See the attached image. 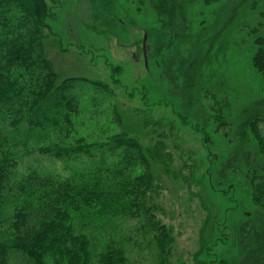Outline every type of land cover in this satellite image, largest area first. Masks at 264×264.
<instances>
[{
    "label": "rangeland",
    "instance_id": "rangeland-1",
    "mask_svg": "<svg viewBox=\"0 0 264 264\" xmlns=\"http://www.w3.org/2000/svg\"><path fill=\"white\" fill-rule=\"evenodd\" d=\"M95 1L48 0L54 17L45 48L63 78L101 82L112 92L111 97L100 93L94 107V91L83 88L84 111L74 136L106 142L125 132L153 153L157 216L174 242L162 256L155 233L145 236L135 221L120 222L121 236L131 237L132 260L264 264V209L248 198L240 159L248 143L243 119H264V84L252 64L255 39L264 37V2L223 0L208 6L201 0H127L112 7V0ZM227 89L233 92L225 102L220 93ZM221 106L223 117L215 119ZM213 125L221 143L210 152L202 131ZM258 125L264 136V122ZM212 161L220 175L230 166L238 171L232 178L237 192L227 194L231 183L210 189ZM33 170L69 174L52 156L21 155L18 176ZM232 196L237 202L227 203ZM203 235L211 255L197 258Z\"/></svg>",
    "mask_w": 264,
    "mask_h": 264
},
{
    "label": "trees",
    "instance_id": "trees-1",
    "mask_svg": "<svg viewBox=\"0 0 264 264\" xmlns=\"http://www.w3.org/2000/svg\"><path fill=\"white\" fill-rule=\"evenodd\" d=\"M221 1L201 0L208 6ZM112 2L117 7L127 0ZM52 9L48 0H0V264H136L129 254L131 237L121 236L119 230L120 222L129 221L139 224L145 236L155 233L159 252L166 256L174 237L157 216L152 151L125 132L106 142L74 136L84 111L83 88L94 91V107L100 93L111 97L112 92L104 83L63 78L58 72L45 48ZM262 10L264 17L263 6ZM255 44L252 64L264 84V37L257 36ZM230 92L220 93L221 100L228 102ZM218 112L215 119L223 117L222 106ZM243 121L248 143L240 159L245 163L248 198L264 209V136L258 125L264 119ZM217 131L214 125L202 131L210 152L221 143ZM33 153L63 162L69 174L33 170L18 176L21 155ZM215 165L212 161L210 189L231 183L227 194L234 188L237 192L232 178L238 171L230 166L220 175ZM234 197L227 203H234ZM204 235L197 258L211 255Z\"/></svg>",
    "mask_w": 264,
    "mask_h": 264
},
{
    "label": "water",
    "instance_id": "water-1",
    "mask_svg": "<svg viewBox=\"0 0 264 264\" xmlns=\"http://www.w3.org/2000/svg\"><path fill=\"white\" fill-rule=\"evenodd\" d=\"M145 43H146V39H145V42H144V51H145V53H146V50H145V49H146V48H145Z\"/></svg>",
    "mask_w": 264,
    "mask_h": 264
}]
</instances>
